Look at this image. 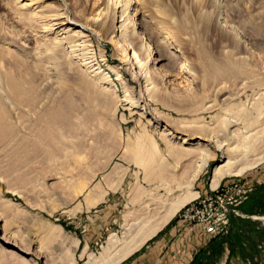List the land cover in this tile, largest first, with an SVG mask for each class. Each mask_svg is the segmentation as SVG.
<instances>
[{
  "label": "rangeland",
  "instance_id": "374dc122",
  "mask_svg": "<svg viewBox=\"0 0 264 264\" xmlns=\"http://www.w3.org/2000/svg\"><path fill=\"white\" fill-rule=\"evenodd\" d=\"M24 2L29 10L21 6ZM29 2L33 3L0 0V104L6 109V120L16 125L18 142L34 130L42 111L66 96L63 105L72 101L79 114L86 112L88 121L69 136L71 142L63 151L54 150L58 157L53 163L40 149L41 160L29 166L27 181L9 175L10 156L0 154V264H107L109 236L122 239L130 218L148 202L147 195L164 194L166 183L147 177L135 163L151 139L165 152L166 141L153 126L154 113L162 117L161 124L165 120L215 124L241 103L251 108L261 92L264 107V0H118L115 21L125 8L123 15L129 17L133 37L118 35L119 23L109 35L97 30L89 35L90 53L72 52L68 44H54L52 34L43 36V22L27 12L32 8ZM46 2L68 9L77 18L99 12L95 8L101 0H44L41 4ZM137 44L152 50L150 61L141 67L125 48L132 46L139 54ZM234 61L243 68L231 67L229 62ZM88 63L99 65L116 84V91L100 92ZM215 67L227 71L222 78H216ZM116 73L121 79H116ZM11 78L31 85L28 98L15 99ZM219 84L226 85L231 99L219 107H205ZM90 87L95 96L90 95ZM127 97L138 105L145 103L146 112L131 108ZM198 140L199 136L193 141ZM218 162V157L210 160L194 179L198 194L204 189L216 194L229 181H246L247 191L228 207L227 230L209 234L216 238L205 243L199 239L198 257L185 264H264V219L251 217L264 215V161L242 173L222 176L211 187L210 175ZM170 169L165 168L163 176ZM197 196L116 263L158 264L180 228L169 234L166 244L156 240L182 218ZM8 198L21 204H3L2 199ZM254 208L256 213L251 211ZM118 247L108 249L113 253Z\"/></svg>",
  "mask_w": 264,
  "mask_h": 264
},
{
  "label": "bare ground",
  "instance_id": "6f19581e",
  "mask_svg": "<svg viewBox=\"0 0 264 264\" xmlns=\"http://www.w3.org/2000/svg\"><path fill=\"white\" fill-rule=\"evenodd\" d=\"M16 1L19 3L21 0ZM29 1L33 3L30 5L29 2L32 8H30V12H27L43 22L44 26L41 29V34L43 36L52 34L51 39L54 44H68L72 52L81 50L82 53H90L88 52L90 45L88 43L90 40L89 35H94L97 30L102 31V34L109 35L112 33V26L116 23H119L118 28H120L118 35L122 36L125 34L133 37L134 34L132 24L128 25L129 17L123 15L125 8L120 10V14L117 16L119 19L115 21L116 4L114 5V3H117L118 0H113L112 5L108 3L110 0H101L95 8V10L100 9L99 12H95L92 17H86L82 14V16L80 15L81 17L77 16V18L68 9L59 6L53 7L50 2L41 4L44 0ZM27 5L28 3L26 2L21 4V6H26L27 10H29ZM37 7L39 8L36 10ZM102 10H104L103 13ZM100 14H102V17L98 19ZM47 39L49 40L48 37ZM95 39L99 43L100 39L98 36ZM141 47L140 44H137L139 54L132 46L125 47L129 51L128 57L138 67H141L142 64L146 65L150 61L149 55L152 52V50H142ZM140 58H145L146 60L141 61ZM229 63L231 67L243 68V64L240 61ZM86 67L89 74L93 76L94 81L97 82L100 92L110 94L116 91V84L106 72H103L99 65L88 63ZM215 68L214 73L218 79L222 78V75L227 72L225 69ZM116 74V79H121V75L119 73ZM9 85L16 100L20 101L29 97L31 85L27 86L24 79L18 81L11 78ZM89 89L90 95L95 96L91 87ZM226 92V85L219 84L213 91V97L207 100L208 104L205 107H219L222 103L230 100L231 96L226 95ZM262 94L261 92L257 99L255 97V100H252L251 108H245L244 103H241L238 108L226 113L224 117L221 116V119L215 124L205 122L182 124L178 120H165L161 124L162 117L158 113H154L152 116V119H154L153 126L158 128L160 138L166 141L165 152H160L155 140L151 139L149 146H143L138 152L141 157L135 163L142 167L147 177H155L166 183L163 187L164 194L158 192L156 196H153V194L147 195L148 202L139 207L140 212L138 215L130 218V220L128 219V227L127 231H125L127 234L125 233L126 235L122 239H118L116 234L109 236V241L107 242L109 246L105 249L107 264H115L118 260H121L127 253L129 254L135 247L142 244L146 238L155 233L186 202L199 195V192L193 186V181L213 158L218 157L219 162L215 164L210 175L211 187L217 186L222 176L242 173L246 168L253 167V165L264 161V107L261 101ZM128 97L127 100H129ZM63 99H66V96ZM63 99L58 100L56 104H52L45 111L41 110L42 112L38 116L34 130H29L18 142L17 137L19 135L16 133V125L13 126L11 122L9 123L6 120V109L0 104V154L8 153L10 156L7 169L9 175L27 181L29 178L27 169L33 163L41 160L39 158L40 149L46 155L48 163H53L54 159L58 157V153L56 155L54 150L63 151L66 142H71L72 138L69 136H72L76 131L78 132L79 128L87 123L88 120L86 119L88 117L84 115L85 111L83 110L84 112L79 114L77 112V110L79 111L78 107L72 101L67 102L66 106H64L62 103ZM129 102L131 108L140 107L141 110L146 112L145 103L138 105L132 99ZM262 107L263 110H261ZM198 136L199 140L193 141ZM168 158L171 161L173 159L176 161L169 162ZM165 168L171 169L169 170L170 173H167L168 175L163 176L162 173ZM61 178L65 179L64 176H61ZM245 182L243 184H246ZM227 184L223 183V187L218 189V191L225 189ZM1 194L3 195V193ZM203 195H199L197 198ZM18 196L23 197L20 193ZM2 200L3 204L7 205L10 202L17 205L21 204L11 198ZM255 217L264 219V215ZM180 219L201 228L202 223L198 219ZM41 246L42 244L39 245V248ZM116 246H119L116 251L114 249L115 252L110 253ZM109 253L111 255H108ZM33 264L37 263L33 262Z\"/></svg>",
  "mask_w": 264,
  "mask_h": 264
},
{
  "label": "built area",
  "instance_id": "2783aa9c",
  "mask_svg": "<svg viewBox=\"0 0 264 264\" xmlns=\"http://www.w3.org/2000/svg\"><path fill=\"white\" fill-rule=\"evenodd\" d=\"M247 186L242 182L229 181L226 188L216 191V194L206 192L202 197L193 200L191 205L186 206L182 218L198 219L202 223V230L207 234H217L220 229L226 231L228 207L246 194ZM234 211L237 212L236 209Z\"/></svg>",
  "mask_w": 264,
  "mask_h": 264
},
{
  "label": "crops",
  "instance_id": "0c3cea01",
  "mask_svg": "<svg viewBox=\"0 0 264 264\" xmlns=\"http://www.w3.org/2000/svg\"><path fill=\"white\" fill-rule=\"evenodd\" d=\"M207 190L208 189H204L200 195L205 194ZM241 203L239 206H241ZM256 209L254 208L251 211L255 212L257 211ZM255 216L256 215H252L251 217ZM231 218L232 217H230V222ZM174 222L175 224H172L167 232L163 233L162 236L156 240V244L162 246L167 243L169 234H172L176 229L180 228L177 237L173 241H169V244L166 245L165 250L161 254V258L158 259V264H185L190 260L194 262L201 250L200 245H198V240L202 238L203 243H205L208 239L216 238L210 237L211 235L209 236V234L195 224L187 223L181 219H176Z\"/></svg>",
  "mask_w": 264,
  "mask_h": 264
}]
</instances>
